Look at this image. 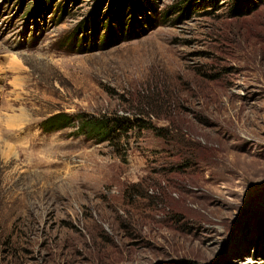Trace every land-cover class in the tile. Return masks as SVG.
I'll return each mask as SVG.
<instances>
[{"label": "rangeland", "instance_id": "374dc122", "mask_svg": "<svg viewBox=\"0 0 264 264\" xmlns=\"http://www.w3.org/2000/svg\"><path fill=\"white\" fill-rule=\"evenodd\" d=\"M99 1L0 0V264H264V0H153L108 46Z\"/></svg>", "mask_w": 264, "mask_h": 264}, {"label": "trees", "instance_id": "16d2710c", "mask_svg": "<svg viewBox=\"0 0 264 264\" xmlns=\"http://www.w3.org/2000/svg\"><path fill=\"white\" fill-rule=\"evenodd\" d=\"M48 3V0H36L33 11H43ZM102 3L103 0H100L99 5ZM110 6L105 14L106 19L103 20L104 22L101 21L103 22L102 26H105V29L110 32L106 33L103 46H108L112 42L110 35L119 34L120 36L127 35L129 37L130 34H137L139 31L138 26L142 25L136 26V20H144L146 25L152 24L151 14L156 11L153 0H110ZM176 12H180V10ZM84 24L85 32L96 28L94 22L93 24L88 22ZM145 26L143 25L140 29L144 30ZM114 29L119 30V32H115ZM75 126L78 134L85 135L90 139H97L98 142L109 141L116 134H127L135 129L149 130L153 128L151 123L144 121L142 118L131 119L126 116L101 120L97 118L88 119L82 115L73 117L66 113H59L44 120L41 128L45 133H52Z\"/></svg>", "mask_w": 264, "mask_h": 264}]
</instances>
